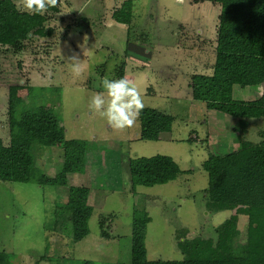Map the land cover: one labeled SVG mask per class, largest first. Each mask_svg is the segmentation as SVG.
Listing matches in <instances>:
<instances>
[{"label": "rangeland", "instance_id": "obj_1", "mask_svg": "<svg viewBox=\"0 0 264 264\" xmlns=\"http://www.w3.org/2000/svg\"><path fill=\"white\" fill-rule=\"evenodd\" d=\"M13 1L17 5L18 0ZM125 1L59 0L57 13L46 22L54 27L51 36L34 38L20 53L0 46V138L8 144V87L26 80L33 88L20 99L21 105L54 110L66 139L85 141V171L70 173L66 179L69 185L88 187L93 206L89 234L73 243L70 229L44 228L57 204L67 199V189L0 180V251L10 255V264L128 262L132 219L144 214L150 218L147 259L181 260L183 255L173 246L175 216L181 227L197 234L203 225L216 226L231 214L203 211L208 175L201 164L210 152L223 155L245 143L257 144L264 119H247V130L242 132L236 117L208 109L205 101L191 96V76L212 73L221 5L202 0H128L130 21L123 24L113 14ZM73 55L81 60L79 75L69 68ZM121 71L141 91L144 107L173 116L165 140L137 138L138 119L130 128L113 130L89 110V97L103 91L102 78H119ZM263 90L264 83L234 85L233 99L255 100ZM157 154L171 156L183 173L166 184L138 186L131 193L128 160ZM62 160L61 148L35 149V166L49 177H60ZM106 218L103 229L109 228L110 237L104 238ZM238 227L236 241L244 242V215Z\"/></svg>", "mask_w": 264, "mask_h": 264}, {"label": "trees", "instance_id": "obj_2", "mask_svg": "<svg viewBox=\"0 0 264 264\" xmlns=\"http://www.w3.org/2000/svg\"><path fill=\"white\" fill-rule=\"evenodd\" d=\"M202 1L221 5L216 24L217 51L211 74L191 76V96L205 101L208 109L236 117L245 132L247 119H264V90L255 100L240 102L233 99V86L264 83V0ZM131 8V2L126 0L114 12V19L127 24ZM57 11L56 6L44 15H29L17 10L13 0H0V46L20 53L34 38L51 36L54 27L46 22ZM124 75L122 71L118 73L119 78ZM32 88L26 80L8 87L9 142L4 144L0 138V180L33 181L67 189V199L57 204L44 228L47 232L70 229L72 242H79L89 234L88 221L93 214L90 189L69 185L66 177L70 173H84L86 143L66 139L65 128L54 110L21 105L20 99L24 94L30 95ZM138 120L137 138L160 141L170 135L174 118L156 108L144 107ZM38 146L63 150L59 178L49 177L35 166ZM201 166L208 175L203 211L211 214L229 210L230 216L216 226L203 225L197 234L181 227L175 216L173 246L183 255L181 260L147 259L145 237L150 218L147 214L134 216L130 260L117 264H264V131L257 144L245 143L239 150L223 155L210 152ZM128 167L131 193L138 186L166 184L183 173L171 156L161 154L130 158ZM241 215L247 219L244 242L236 241ZM107 221L108 218L102 222L104 238L110 237L109 228L103 229ZM9 257L7 252L0 251V264H10Z\"/></svg>", "mask_w": 264, "mask_h": 264}, {"label": "clouds", "instance_id": "obj_3", "mask_svg": "<svg viewBox=\"0 0 264 264\" xmlns=\"http://www.w3.org/2000/svg\"><path fill=\"white\" fill-rule=\"evenodd\" d=\"M59 0H18L17 10L29 15H44L50 8H55ZM73 75L81 72V60L73 55L68 58ZM103 91L93 93L88 100L90 111L97 113L116 131L135 125L144 108L142 94L136 84L127 76L101 80Z\"/></svg>", "mask_w": 264, "mask_h": 264}]
</instances>
